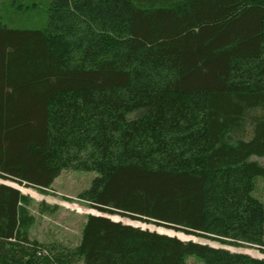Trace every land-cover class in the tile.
Listing matches in <instances>:
<instances>
[{
	"label": "trees",
	"instance_id": "trees-1",
	"mask_svg": "<svg viewBox=\"0 0 264 264\" xmlns=\"http://www.w3.org/2000/svg\"><path fill=\"white\" fill-rule=\"evenodd\" d=\"M47 3L41 28L0 16V179L96 172L79 199L101 214L45 244L1 183L0 264H264L109 217L264 253V0Z\"/></svg>",
	"mask_w": 264,
	"mask_h": 264
},
{
	"label": "rangeland",
	"instance_id": "rangeland-1",
	"mask_svg": "<svg viewBox=\"0 0 264 264\" xmlns=\"http://www.w3.org/2000/svg\"><path fill=\"white\" fill-rule=\"evenodd\" d=\"M8 2V4L5 3ZM11 0H0V16L10 27L16 28H41L46 22L45 10L48 6L47 0H18L15 5ZM36 4V6H34ZM22 6L19 8L18 6ZM30 8H27V7ZM264 165V158H254ZM98 176L96 172H84L68 170L55 180L53 186L46 191H39L35 188L21 186L10 180H1L0 183H8L21 190L22 193L31 197L30 206L35 216V224L31 227V238L37 239L45 244H61L70 248L76 247L81 239L82 230L87 216L90 214L100 215L101 213L79 199V195L87 190L92 181ZM255 196L264 202V179L256 180ZM45 204V211L41 205ZM116 221H122L143 229H150L163 234L177 236L187 241L194 239L197 242L209 244L214 247H223L234 252L248 253L252 257L264 259V253L253 247H233L222 245L219 242L201 239L195 236L186 235L164 227L148 224L140 221L123 218L119 215L109 216ZM187 264H203V262L191 256Z\"/></svg>",
	"mask_w": 264,
	"mask_h": 264
},
{
	"label": "water",
	"instance_id": "water-1",
	"mask_svg": "<svg viewBox=\"0 0 264 264\" xmlns=\"http://www.w3.org/2000/svg\"><path fill=\"white\" fill-rule=\"evenodd\" d=\"M3 183V182H2ZM1 184V183H0ZM93 215H96V214H93ZM187 241H193V242H197L196 240H194V239H190V240H187ZM245 254H247V255H250V254H248V253H245ZM251 256V255H250Z\"/></svg>",
	"mask_w": 264,
	"mask_h": 264
}]
</instances>
